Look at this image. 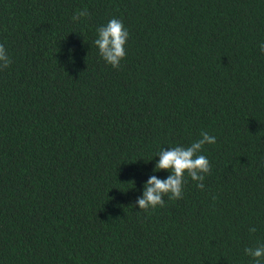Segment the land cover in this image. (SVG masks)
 Returning <instances> with one entry per match:
<instances>
[{"label": "trees", "instance_id": "trees-1", "mask_svg": "<svg viewBox=\"0 0 264 264\" xmlns=\"http://www.w3.org/2000/svg\"><path fill=\"white\" fill-rule=\"evenodd\" d=\"M113 17L119 69L94 43ZM0 43V264H255L264 0H0ZM202 132L204 188L140 209L160 150Z\"/></svg>", "mask_w": 264, "mask_h": 264}, {"label": "clouds", "instance_id": "clouds-1", "mask_svg": "<svg viewBox=\"0 0 264 264\" xmlns=\"http://www.w3.org/2000/svg\"><path fill=\"white\" fill-rule=\"evenodd\" d=\"M87 8L76 12L72 19L78 21L82 17L89 15ZM98 37L94 41L99 49L101 57L113 68L121 67V60L127 55L125 45L129 39V30L125 27L123 21L113 17L106 25L97 29ZM260 49L264 52V43H261ZM12 63L3 43H0V70L8 68ZM216 137L207 132L201 133V138L193 141L188 146L176 145L170 148L161 149L158 153L159 160L155 165L154 172L167 170L171 174L166 179H161L157 175H151L144 185L142 198H139V208L148 211L157 206L164 207V197L168 196L171 200L183 198L185 174L196 181V186L204 188L203 181L205 175L211 174V164L207 156L201 154L205 144H215ZM255 227L249 229L250 232H256ZM245 253L254 259L255 264H262L264 260V244L255 247H248Z\"/></svg>", "mask_w": 264, "mask_h": 264}]
</instances>
